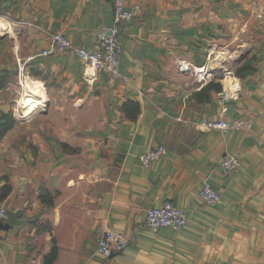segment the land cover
I'll list each match as a JSON object with an SVG mask.
<instances>
[{"label": "crops", "instance_id": "obj_1", "mask_svg": "<svg viewBox=\"0 0 264 264\" xmlns=\"http://www.w3.org/2000/svg\"><path fill=\"white\" fill-rule=\"evenodd\" d=\"M126 2L142 12L122 26L115 77L72 51L42 54L54 32L96 48L115 0H0V80L30 107L0 142V187L12 186L0 206L22 222L0 229V264H44L54 245L53 264H264V0ZM26 79L43 108L22 97ZM213 82L221 91H204ZM220 121L241 125L207 127ZM156 146L167 154L144 167ZM227 155L238 172L218 170ZM205 182L219 204L201 199ZM165 201L185 227L147 226ZM107 229L130 240L110 258L96 251Z\"/></svg>", "mask_w": 264, "mask_h": 264}, {"label": "built area", "instance_id": "obj_2", "mask_svg": "<svg viewBox=\"0 0 264 264\" xmlns=\"http://www.w3.org/2000/svg\"><path fill=\"white\" fill-rule=\"evenodd\" d=\"M142 12V7L136 5L132 9L127 7L126 0H115L114 20L110 25L101 24L97 30V44L93 50H88L84 46L75 45L65 34L60 32L48 33L49 45L42 54L50 56L53 54L74 52L80 60L90 66L93 74L108 72L117 77L120 71V56L123 47L120 43L122 26L134 20ZM183 66L181 69H188ZM241 122L229 123L220 121L207 123L208 128H220L226 130L230 127L240 126ZM168 152L165 146H156L139 157L144 167H149L154 161L159 160ZM241 168L240 158L235 155H227L218 165V170L229 175L236 173ZM200 197L209 206H215L222 201L221 194L210 183L205 182L201 189ZM8 210L0 206V222L8 219ZM188 222V215L185 211L178 209L171 201H165L158 208H150L147 211L146 223L153 231L164 227H174L182 229ZM130 244V240L123 234L114 230L104 231L97 243V253L104 258H110L115 253L123 252Z\"/></svg>", "mask_w": 264, "mask_h": 264}, {"label": "trees", "instance_id": "obj_3", "mask_svg": "<svg viewBox=\"0 0 264 264\" xmlns=\"http://www.w3.org/2000/svg\"><path fill=\"white\" fill-rule=\"evenodd\" d=\"M8 80L5 78L3 80H0V89H3L6 87ZM221 85L219 83H210L208 86L204 89V91L208 90H216L221 91ZM18 123V119L14 116L13 111H0V142L3 140V138L7 135L9 131H11ZM12 192V186L10 184H5L0 187V203L5 201L10 193ZM42 203L48 207H51L54 205V196L46 192L42 195ZM47 230H51L49 226L45 227ZM58 247L54 245L52 247L51 252L45 256L44 258V264H53L56 257H57Z\"/></svg>", "mask_w": 264, "mask_h": 264}, {"label": "rangeland", "instance_id": "obj_4", "mask_svg": "<svg viewBox=\"0 0 264 264\" xmlns=\"http://www.w3.org/2000/svg\"><path fill=\"white\" fill-rule=\"evenodd\" d=\"M246 49V48H244ZM244 49H240L238 52L235 53L234 59H240L244 54ZM233 65L235 64L234 61H232ZM226 67V66H225ZM231 71H230V70ZM233 71V67L230 66L228 70L222 69L217 70L215 76L218 78H225L227 75H231V72ZM19 87L16 83V79L11 78L9 82H7V86L5 89L0 91V103L4 105L6 108H9L10 111H13L14 114H17L19 116V113L17 112V105L19 100ZM28 101V100H27Z\"/></svg>", "mask_w": 264, "mask_h": 264}, {"label": "bare ground", "instance_id": "obj_5", "mask_svg": "<svg viewBox=\"0 0 264 264\" xmlns=\"http://www.w3.org/2000/svg\"><path fill=\"white\" fill-rule=\"evenodd\" d=\"M3 21V20H2ZM6 23V22H5ZM1 24V23H0ZM2 28V26H1ZM11 28V27H10ZM227 53L226 52H219L217 54V57L215 58V60H219L220 58H222L224 55H226ZM216 64V63H215ZM220 64V63H219ZM213 66V65H212ZM203 69V68H202ZM204 70V69H203ZM199 73V72H198ZM30 83H29V80L26 79L25 80V90L23 92V96H26L28 100H34L37 105L40 107V108H43L44 106H46V99H45V96L44 95H41L40 98H33L32 95H35L34 93L31 94V91H30ZM40 94V93H39ZM18 110H19V114H27L26 112L30 110V107H29V104H27L23 99H20V103H18Z\"/></svg>", "mask_w": 264, "mask_h": 264}, {"label": "water", "instance_id": "obj_6", "mask_svg": "<svg viewBox=\"0 0 264 264\" xmlns=\"http://www.w3.org/2000/svg\"><path fill=\"white\" fill-rule=\"evenodd\" d=\"M8 218L10 220V223L11 224H14V225H19L21 224L22 222L19 220V217H20V213L16 212H10L8 211ZM0 229H9V224H5L4 222H0Z\"/></svg>", "mask_w": 264, "mask_h": 264}]
</instances>
